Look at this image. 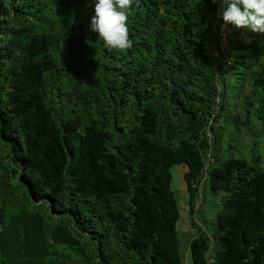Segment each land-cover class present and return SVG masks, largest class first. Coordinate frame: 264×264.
Segmentation results:
<instances>
[{
	"label": "trees",
	"instance_id": "16d2710c",
	"mask_svg": "<svg viewBox=\"0 0 264 264\" xmlns=\"http://www.w3.org/2000/svg\"><path fill=\"white\" fill-rule=\"evenodd\" d=\"M92 12L0 0V264H264V34L222 29L212 0H133L131 46L108 50ZM222 117L246 158L221 157ZM207 190L225 195L212 232Z\"/></svg>",
	"mask_w": 264,
	"mask_h": 264
},
{
	"label": "clouds",
	"instance_id": "9594fccd",
	"mask_svg": "<svg viewBox=\"0 0 264 264\" xmlns=\"http://www.w3.org/2000/svg\"><path fill=\"white\" fill-rule=\"evenodd\" d=\"M218 5L221 28L231 26L243 32L264 34V0H212ZM93 12L88 30L108 50L131 46L128 19L133 0H91ZM223 39V38H222ZM222 43V40H221Z\"/></svg>",
	"mask_w": 264,
	"mask_h": 264
},
{
	"label": "rangeland",
	"instance_id": "374dc122",
	"mask_svg": "<svg viewBox=\"0 0 264 264\" xmlns=\"http://www.w3.org/2000/svg\"><path fill=\"white\" fill-rule=\"evenodd\" d=\"M233 103L228 105L227 108V114L226 117L229 116H235L236 113L232 112ZM225 117H222L218 120L216 123L217 129H219L221 126H225ZM232 131V130H231ZM230 132H223L220 131V134L223 135V147L221 150V157H245L246 158V139L239 138L238 134L231 133ZM232 139H231V138ZM263 143V142H262ZM260 143L259 147L257 148L255 146V153L254 157L261 158V164L264 168V145ZM253 148V145L251 149ZM254 149V148H253ZM228 151V155H227ZM185 170H182L181 166H175L171 170V174L173 177L172 181V189L176 194V197L178 198L179 205L181 208V219L179 222V231L181 236L182 244L186 247V250L188 249V242L195 238L198 235V228H196L195 224L192 221V214L190 212V206H189V200L187 198V195L185 193L186 189V183L183 180V172ZM225 197L224 193H213L210 190H207L204 198L201 199L200 202L197 203V206L199 204L200 207L197 209L194 215V222L197 223L203 231L205 232H212V226L211 222L215 220L216 212L221 208V201ZM186 256V262L185 264H193L192 260L190 258L189 252L185 253Z\"/></svg>",
	"mask_w": 264,
	"mask_h": 264
},
{
	"label": "built area",
	"instance_id": "2783aa9c",
	"mask_svg": "<svg viewBox=\"0 0 264 264\" xmlns=\"http://www.w3.org/2000/svg\"><path fill=\"white\" fill-rule=\"evenodd\" d=\"M225 44H226V39H225V37H223V39H222V45L225 46Z\"/></svg>",
	"mask_w": 264,
	"mask_h": 264
}]
</instances>
